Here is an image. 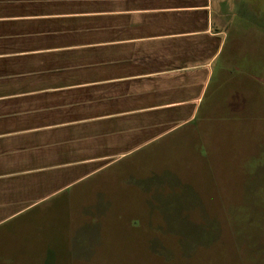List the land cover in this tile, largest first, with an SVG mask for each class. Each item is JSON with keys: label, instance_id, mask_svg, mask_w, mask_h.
<instances>
[{"label": "crops", "instance_id": "crops-1", "mask_svg": "<svg viewBox=\"0 0 264 264\" xmlns=\"http://www.w3.org/2000/svg\"><path fill=\"white\" fill-rule=\"evenodd\" d=\"M225 6L0 0V227L157 145L210 161Z\"/></svg>", "mask_w": 264, "mask_h": 264}, {"label": "rangeland", "instance_id": "rangeland-1", "mask_svg": "<svg viewBox=\"0 0 264 264\" xmlns=\"http://www.w3.org/2000/svg\"><path fill=\"white\" fill-rule=\"evenodd\" d=\"M224 2L210 161L157 145L109 166L1 226L0 264H264V0Z\"/></svg>", "mask_w": 264, "mask_h": 264}]
</instances>
